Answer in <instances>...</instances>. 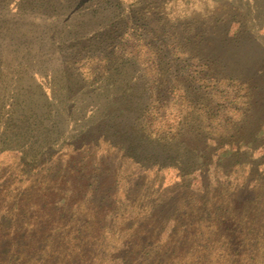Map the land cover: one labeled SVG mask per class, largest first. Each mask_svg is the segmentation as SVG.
<instances>
[{
    "label": "rangeland",
    "instance_id": "rangeland-1",
    "mask_svg": "<svg viewBox=\"0 0 264 264\" xmlns=\"http://www.w3.org/2000/svg\"><path fill=\"white\" fill-rule=\"evenodd\" d=\"M0 171V264H264V0H0Z\"/></svg>",
    "mask_w": 264,
    "mask_h": 264
},
{
    "label": "trees",
    "instance_id": "trees-1",
    "mask_svg": "<svg viewBox=\"0 0 264 264\" xmlns=\"http://www.w3.org/2000/svg\"><path fill=\"white\" fill-rule=\"evenodd\" d=\"M69 148L70 147H68L67 150L70 151V155L72 159H74L75 161L83 162L82 163L83 167L85 165L90 164L91 161L93 160L94 161L99 160L101 157L104 159V161H108V158L111 156L118 161L119 164L117 168H119L121 172L125 170L132 171L135 167L139 166V164L136 161H134V159H136L135 157L136 154H132L136 152H132V150H129L128 147H125V149L121 148L120 150H117L116 147L109 144L108 141L106 140H102L97 145H93V146L82 145L78 148L72 147L70 150ZM92 151H95V153L94 154L91 153ZM15 153L18 154V152ZM96 167L97 166L95 164V166L92 169L96 170L97 169ZM57 172H60V170L58 169ZM15 177L16 176L9 178L7 174L0 171V181L1 179L4 178L15 180L16 179ZM3 186L4 185H0L1 187L0 189H2ZM200 189H204V187L201 186ZM205 200L199 198L195 199L193 203L189 204L190 206L189 209L186 207L187 205H183L184 208H187L184 213L186 214L185 217L184 216L182 217L184 223H182V225L180 226L178 225L176 229V232H178V234L181 237L184 238L188 237V239L190 238L191 240H193V243L198 242L200 238H202L201 236L206 234V230L210 228L209 220L207 217L210 218L209 215H211L210 213L212 212L211 210L212 204L210 200L208 199ZM215 218L217 219V217H214V219ZM210 221L212 222V218L210 219ZM189 234L190 236H188ZM203 248L206 247L204 246Z\"/></svg>",
    "mask_w": 264,
    "mask_h": 264
}]
</instances>
